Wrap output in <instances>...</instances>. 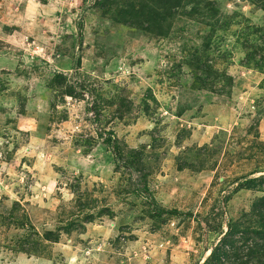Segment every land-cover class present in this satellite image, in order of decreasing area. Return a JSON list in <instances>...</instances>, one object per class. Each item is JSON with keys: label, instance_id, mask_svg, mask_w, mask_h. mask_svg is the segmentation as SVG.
Wrapping results in <instances>:
<instances>
[{"label": "rangeland", "instance_id": "obj_1", "mask_svg": "<svg viewBox=\"0 0 264 264\" xmlns=\"http://www.w3.org/2000/svg\"><path fill=\"white\" fill-rule=\"evenodd\" d=\"M215 260L264 264V0H0V264Z\"/></svg>", "mask_w": 264, "mask_h": 264}, {"label": "trees", "instance_id": "obj_2", "mask_svg": "<svg viewBox=\"0 0 264 264\" xmlns=\"http://www.w3.org/2000/svg\"><path fill=\"white\" fill-rule=\"evenodd\" d=\"M228 232L230 233V228H229V230H228ZM215 251V249L213 250V252L211 253V255H214L216 252H214ZM210 255V256H211ZM212 259H214V257H212ZM208 259H206V261H207ZM219 261V260H218ZM212 263V262H211ZM224 263V262H223ZM225 263L226 264H228V261H225ZM213 264H218L217 262H216V260L215 261H213ZM229 264H232V263H229Z\"/></svg>", "mask_w": 264, "mask_h": 264}]
</instances>
